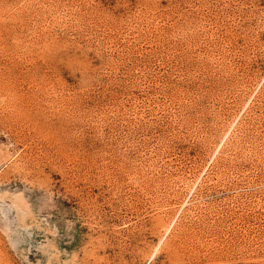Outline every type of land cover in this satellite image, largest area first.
Masks as SVG:
<instances>
[{"label":"rangeland","instance_id":"1","mask_svg":"<svg viewBox=\"0 0 264 264\" xmlns=\"http://www.w3.org/2000/svg\"><path fill=\"white\" fill-rule=\"evenodd\" d=\"M0 264H264V0H0Z\"/></svg>","mask_w":264,"mask_h":264}]
</instances>
